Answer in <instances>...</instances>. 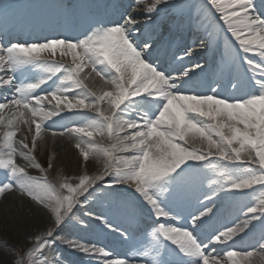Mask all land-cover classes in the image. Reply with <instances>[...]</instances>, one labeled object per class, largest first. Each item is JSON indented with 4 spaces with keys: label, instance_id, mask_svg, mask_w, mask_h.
<instances>
[{
    "label": "snow or ice",
    "instance_id": "1",
    "mask_svg": "<svg viewBox=\"0 0 264 264\" xmlns=\"http://www.w3.org/2000/svg\"><path fill=\"white\" fill-rule=\"evenodd\" d=\"M15 8L0 201L46 222L0 244L9 264H264V0H60L23 27Z\"/></svg>",
    "mask_w": 264,
    "mask_h": 264
},
{
    "label": "rangeland",
    "instance_id": "2",
    "mask_svg": "<svg viewBox=\"0 0 264 264\" xmlns=\"http://www.w3.org/2000/svg\"><path fill=\"white\" fill-rule=\"evenodd\" d=\"M30 3V0H26L25 5H30ZM31 172L33 175H38L35 170H31ZM20 205L26 208L24 203ZM2 208L4 209V206ZM25 211V214L30 215L27 212V209H25ZM16 214L18 215L17 212L13 213L12 207L4 210L3 213L0 214V244L7 243L8 245L19 249L22 245H24L25 237L37 226H34V224L25 227L22 226L20 223V215L17 216ZM23 216L25 217L24 214ZM49 258H51V254H49ZM11 259L12 257L10 255H6L3 249L0 248V264H9Z\"/></svg>",
    "mask_w": 264,
    "mask_h": 264
},
{
    "label": "bare ground",
    "instance_id": "3",
    "mask_svg": "<svg viewBox=\"0 0 264 264\" xmlns=\"http://www.w3.org/2000/svg\"><path fill=\"white\" fill-rule=\"evenodd\" d=\"M134 0H130L128 3H133ZM34 18V16L32 15L30 17V21ZM4 18L1 17L0 18V24L3 23ZM13 23V22H12ZM30 23V22H29ZM11 26V24L9 25ZM21 39H26L27 37H25L24 35L20 36ZM55 147V151H57L60 154L61 157V162L63 164V166L65 167L66 171L68 173H72L76 170V165H75V154L73 149L70 147V142L66 141V140H61L57 143V145L54 146ZM53 148V146L51 145V143L49 142V150H51ZM23 204L21 203V198L18 197L17 195H9L7 196V198L4 201H0V214L3 213L4 210H7L8 208L12 207L13 213L17 212L18 215L20 217V223L22 224V226H29L31 224H34V226H41L43 223L46 222L45 218L41 215L37 220L32 221V220H28L26 219L29 215L25 214V207H22ZM4 206V209L2 208ZM7 208V209H5ZM15 211V212H14ZM23 214L25 215V217L23 216ZM23 221V223H22Z\"/></svg>",
    "mask_w": 264,
    "mask_h": 264
}]
</instances>
